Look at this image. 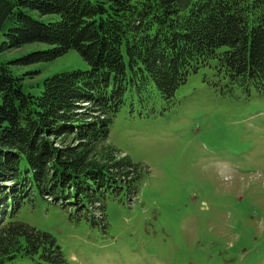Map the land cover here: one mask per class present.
<instances>
[{"label":"trees","instance_id":"trees-1","mask_svg":"<svg viewBox=\"0 0 264 264\" xmlns=\"http://www.w3.org/2000/svg\"><path fill=\"white\" fill-rule=\"evenodd\" d=\"M0 37V54L48 46L0 61V264L33 255L60 262L52 237L18 219L24 206L64 198L103 211L119 183L132 191L125 182L136 168L107 143L121 106L153 114L206 66L264 91V0H0ZM70 50L88 68L45 77L28 87L34 93L8 66Z\"/></svg>","mask_w":264,"mask_h":264},{"label":"rangeland","instance_id":"rangeland-1","mask_svg":"<svg viewBox=\"0 0 264 264\" xmlns=\"http://www.w3.org/2000/svg\"><path fill=\"white\" fill-rule=\"evenodd\" d=\"M47 48L23 45L0 61ZM8 66L31 93L45 77L88 68L73 50ZM154 111L125 104L109 125L107 143L136 168L125 180L132 191L119 183L104 195L103 211L64 198L24 206L18 219L52 237L60 262L33 255L4 264H264V91L206 66Z\"/></svg>","mask_w":264,"mask_h":264}]
</instances>
